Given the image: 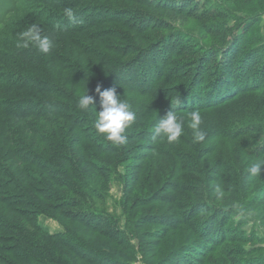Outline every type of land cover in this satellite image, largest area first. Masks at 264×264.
<instances>
[{
  "label": "trees",
  "instance_id": "1",
  "mask_svg": "<svg viewBox=\"0 0 264 264\" xmlns=\"http://www.w3.org/2000/svg\"><path fill=\"white\" fill-rule=\"evenodd\" d=\"M122 1L0 0V264H74L69 254L86 264H131L138 253L146 264H159L161 246L153 249L137 230L145 218L162 228L151 235H163V241L178 236L162 246L165 264H206L224 245L257 242L238 235L250 222L251 205H231L229 199L221 204L207 195L191 202L187 196L196 193L186 187L185 175L195 172L185 167L174 165L178 181L172 189L166 180L151 190L152 197L164 198L160 213L138 211L130 195L143 167L129 163L138 157L132 148L148 142L163 159L176 158V165L183 147L214 167L224 154L204 146L211 140L233 142L235 151L264 162V110L253 130L242 119L245 104L264 91L257 16L230 9L224 0H127L138 11H121ZM152 14L161 17L162 27L150 20ZM165 15L197 22L201 33L170 25V33L161 35L172 22ZM32 25L52 39L49 53L17 47L20 33ZM98 87L115 88L136 113L126 143L114 145L96 132ZM87 88L96 111L77 107ZM170 111L184 121L175 148L154 132ZM191 111L202 117L206 137L200 143L188 127ZM257 130L262 137L251 135ZM214 168L228 171L225 162ZM96 177L103 187L94 184ZM113 177L123 186L124 225L106 206ZM237 214L239 227L232 222ZM41 217L57 221L63 232L49 231ZM94 236L105 245L95 246ZM132 238L140 241L138 249Z\"/></svg>",
  "mask_w": 264,
  "mask_h": 264
},
{
  "label": "rangeland",
  "instance_id": "2",
  "mask_svg": "<svg viewBox=\"0 0 264 264\" xmlns=\"http://www.w3.org/2000/svg\"><path fill=\"white\" fill-rule=\"evenodd\" d=\"M226 4L230 7V9H233L235 11H245L246 9H250L253 11V16H257V20L259 23L256 25V28L259 30L260 36L262 37V42L259 43V46H264V0H224ZM205 3V2H204ZM123 8H120V10L124 11L126 8H131L134 11L141 10L138 8V6H135L131 2H128L127 0L122 1L121 3ZM201 5V4H200ZM198 4V6H200ZM119 10V11H120ZM132 10V11H133ZM144 10H146L144 8ZM199 11H202V7L199 8ZM148 14V13H147ZM162 15V14H161ZM158 15V16H161ZM243 15V14H242ZM168 15H165L167 17ZM150 20H159V26H161V17H155L154 14L150 15ZM170 17V16H168ZM172 18V19H171ZM171 23L167 22L168 25H164L165 27L161 28V35L162 34H168L170 33V28H178V26H181L184 28H187L191 31H196L197 33L200 29V25L197 22L191 21L186 17L178 16V17H170L169 18ZM149 20V21H150ZM175 20V21H174ZM166 21V20H165ZM163 21L164 23H166ZM180 22V23H179ZM216 23H220V20H217ZM230 26H233V22L230 23ZM171 25V26H170ZM170 26V28H169ZM162 27V26H161ZM210 41V39L208 40ZM214 40H212L213 42ZM211 42V43H212ZM256 99L249 101L245 104L243 110H245V115H243V118L245 122L247 121L251 123V126H248L250 129H255V125H257L261 120V112L264 110V104L262 101H264V91L258 92L255 94ZM258 97L262 98L258 99ZM249 123V124H250ZM262 131H254L252 132V136L257 137L258 135L261 136ZM263 135V134H262ZM247 140V139H245ZM249 142L253 141V138H250L248 140ZM179 142H175L171 144V147L175 148ZM200 143V142H199ZM237 144L233 142H228L227 144L219 143V141H210L205 143V147L207 149H210V152L213 151H219L222 149V151L218 152L220 153V156L224 154L223 158H220L216 160V165L214 167H219L222 163L225 162V167L228 169V171L221 172V170L217 171L216 168L212 165L206 164V158L203 162L200 161L201 158H198L196 155V152L191 151L187 148H179L181 151L179 152V158L178 163L179 165H176V158L167 157L163 159V155L161 157L154 151L153 145H150L148 142H139L138 145L134 148L133 154L138 156L137 158H132L129 160V163L135 167V166H141L143 167L142 174H140L139 181L135 188L132 189V193L130 195L131 203H135V205L138 207V211H146L148 214L152 213H160V209H162V193L161 196H153L152 197V191L158 188L160 184H163L164 181L167 180V185L170 186L169 189H172L171 186L175 185L178 181V178L175 176L174 173V165L178 168L185 167L188 168V170H192L195 173L187 174L185 185L188 187L189 191L196 193V195L193 196H187L190 197L191 202H201L204 200V196L207 195L209 198L213 201H216L215 199H222L221 204L224 200L229 199L231 205L239 206L243 203H247L251 205L249 212L247 213L248 217V223H246L244 226H241L239 229L241 232H239V236L241 237H251L254 239H257V242H252L249 244L244 243H231L224 245L217 251H215L213 254H210L206 264H264V175H252L248 169L250 165L252 164H258V163H264L261 162L260 159H257L253 156L246 155L244 150H240L239 148L234 150V146ZM201 146V145H200ZM230 147L231 150H230ZM170 150V149H169ZM168 150V151H169ZM162 151H167L162 150ZM167 151V152H168ZM172 152V151H169ZM181 156V157H180ZM113 158V157H112ZM110 159V158H109ZM167 159V160H166ZM199 163L196 165V163ZM176 167V168H177ZM126 168V165L123 167H119V172L124 171ZM176 171V169H175ZM236 172V173H235ZM264 172V170H262ZM206 173V174H205ZM223 178V179H222ZM94 179V184L98 185L99 187H103L102 180L100 178L96 177ZM222 179V180H221ZM92 182V183H93ZM176 186V185H175ZM219 188L223 195L221 197H218L216 194V189ZM162 191V190H161ZM108 197H107V209L108 212L111 213V215H115L117 218L120 219L121 225H124V216L120 207V203L123 199L124 192H123V186L121 183L113 177L111 180V183L109 185V189L107 191ZM160 195V194H159ZM171 197V195H170ZM166 209H168L166 207ZM147 214V215H148ZM241 214H237L234 216L232 222L236 225L235 227H239L242 223V216ZM143 216V215H142ZM157 217V215H155ZM139 217V216H138ZM141 217V215H140ZM139 217V218H140ZM257 221V226L254 224V221ZM41 224L45 226L49 231L52 233H61L63 232V227L55 220L47 217H41L40 218ZM155 223H157V220H153ZM123 222V223H122ZM139 226H137L138 232L143 235L144 240L146 243H149L152 245L153 249H159V246H161V255L159 264H165L163 257L165 256L162 251V246L169 244V240L178 239V236L175 234H171L169 237L166 236V239H159L154 235H151L154 231H160L162 228L159 226H156L154 224H150L147 222L146 218L141 219L137 221ZM85 236V235H84ZM89 236H87L88 238ZM91 237V236H90ZM168 237V238H167ZM102 239L99 236H94L93 240L95 246H104L105 243H103ZM262 239V240H260ZM106 241V240H105ZM139 240L132 238L131 243L133 247L136 249L139 248ZM107 243V242H106ZM244 249L246 251V254H241L238 250ZM74 264H86L83 260H77L74 259L72 254H69ZM159 257V256H158ZM144 257L138 253L136 256V259L131 264H146V261L143 259ZM159 259V258H158ZM177 263H182L183 261L180 258L175 259ZM175 262V263H176Z\"/></svg>",
  "mask_w": 264,
  "mask_h": 264
},
{
  "label": "clouds",
  "instance_id": "3",
  "mask_svg": "<svg viewBox=\"0 0 264 264\" xmlns=\"http://www.w3.org/2000/svg\"><path fill=\"white\" fill-rule=\"evenodd\" d=\"M71 15V12H68ZM30 46L38 49L40 53L47 54L53 47V41L47 36H41L36 25H32L26 31L20 33V41L17 47L29 48ZM97 93L101 98V111L97 112L94 105V98L88 94H82L77 103V107L82 112L90 109L96 111L95 130L102 135L104 139L120 145L126 143V130L129 129L136 121V113L132 110L130 104L117 97L115 88L101 91L97 88ZM179 103V102H178ZM188 127L192 130L193 140L196 143L205 140L206 133L201 129L202 117L199 111H191L188 114ZM183 119L178 118L175 111H170L164 118L159 119L154 132L161 138H166L169 144H173L179 140L183 134ZM264 163L250 165L248 171L252 175H264ZM218 197L223 195L222 191L217 188Z\"/></svg>",
  "mask_w": 264,
  "mask_h": 264
}]
</instances>
